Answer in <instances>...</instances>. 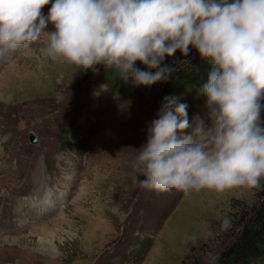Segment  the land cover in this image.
I'll return each instance as SVG.
<instances>
[{
	"label": "rangeland",
	"instance_id": "374dc122",
	"mask_svg": "<svg viewBox=\"0 0 264 264\" xmlns=\"http://www.w3.org/2000/svg\"><path fill=\"white\" fill-rule=\"evenodd\" d=\"M44 39L0 53V94L10 98L0 101V264H217L261 203L264 178L187 196L134 183L163 82L115 85L108 71L117 69L51 60ZM169 96L187 103L190 123L207 112L197 89Z\"/></svg>",
	"mask_w": 264,
	"mask_h": 264
},
{
	"label": "clouds",
	"instance_id": "9594fccd",
	"mask_svg": "<svg viewBox=\"0 0 264 264\" xmlns=\"http://www.w3.org/2000/svg\"><path fill=\"white\" fill-rule=\"evenodd\" d=\"M42 36L51 60L93 72L112 67L133 85L166 82L175 68L165 57L195 48L211 64L199 86L207 112L190 123L187 103L165 96L137 149L133 181L186 196L261 187L264 0H0V53ZM221 224L230 227V217Z\"/></svg>",
	"mask_w": 264,
	"mask_h": 264
},
{
	"label": "trees",
	"instance_id": "16d2710c",
	"mask_svg": "<svg viewBox=\"0 0 264 264\" xmlns=\"http://www.w3.org/2000/svg\"><path fill=\"white\" fill-rule=\"evenodd\" d=\"M168 59V64L172 65L175 71L169 80L163 82L159 100L164 102V97L177 89L199 91V86L207 78L210 62L201 57L195 48H192L187 56L177 50ZM108 74V81L118 85L121 80L118 70H110ZM199 96L206 99L200 91ZM261 118L264 119V110L261 112ZM217 264H264V197L258 206L253 207L249 214L242 218L237 233L221 251Z\"/></svg>",
	"mask_w": 264,
	"mask_h": 264
},
{
	"label": "bare ground",
	"instance_id": "6f19581e",
	"mask_svg": "<svg viewBox=\"0 0 264 264\" xmlns=\"http://www.w3.org/2000/svg\"><path fill=\"white\" fill-rule=\"evenodd\" d=\"M41 179V178H40ZM40 182H43L44 183V179L43 180H41ZM46 185V184H45ZM38 188V190L37 191H35V193H37V194H39V196L42 194V192L44 191V188H45V186H43L42 187V185H40V183H39V186L37 187ZM47 193V195H49L48 194V192H46ZM46 199V198H45ZM44 206V205H43ZM55 206V205H54ZM43 230V229H42ZM40 244H42V243H40ZM50 247V246H49ZM50 249V248H49Z\"/></svg>",
	"mask_w": 264,
	"mask_h": 264
},
{
	"label": "water",
	"instance_id": "95a60500",
	"mask_svg": "<svg viewBox=\"0 0 264 264\" xmlns=\"http://www.w3.org/2000/svg\"><path fill=\"white\" fill-rule=\"evenodd\" d=\"M29 140L32 144H37V138L36 135L34 133H29Z\"/></svg>",
	"mask_w": 264,
	"mask_h": 264
}]
</instances>
